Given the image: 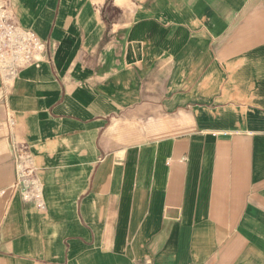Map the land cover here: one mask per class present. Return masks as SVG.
Listing matches in <instances>:
<instances>
[{
	"label": "crops",
	"instance_id": "1",
	"mask_svg": "<svg viewBox=\"0 0 264 264\" xmlns=\"http://www.w3.org/2000/svg\"><path fill=\"white\" fill-rule=\"evenodd\" d=\"M8 1L0 264H264V0Z\"/></svg>",
	"mask_w": 264,
	"mask_h": 264
},
{
	"label": "built area",
	"instance_id": "2",
	"mask_svg": "<svg viewBox=\"0 0 264 264\" xmlns=\"http://www.w3.org/2000/svg\"><path fill=\"white\" fill-rule=\"evenodd\" d=\"M44 49L43 41L22 26L8 0H0V73L12 79L21 69L36 64ZM12 188L21 199L43 208V194L36 169L30 157L17 163Z\"/></svg>",
	"mask_w": 264,
	"mask_h": 264
}]
</instances>
